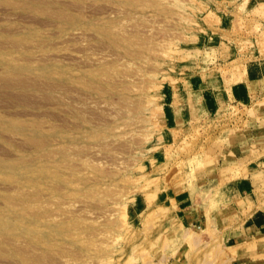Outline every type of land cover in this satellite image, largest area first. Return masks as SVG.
<instances>
[{"label": "rangeland", "instance_id": "rangeland-1", "mask_svg": "<svg viewBox=\"0 0 264 264\" xmlns=\"http://www.w3.org/2000/svg\"><path fill=\"white\" fill-rule=\"evenodd\" d=\"M45 1L44 14L0 0V59L34 64L23 80L0 74V119L41 130L0 129V159L24 163L0 169V216H24L40 233L65 223L67 234L46 244L36 232L0 236L11 251L0 264H166L171 196L264 104V79L252 102L224 94L264 67V0ZM216 233L187 230L184 263L236 264Z\"/></svg>", "mask_w": 264, "mask_h": 264}, {"label": "crops", "instance_id": "crops-1", "mask_svg": "<svg viewBox=\"0 0 264 264\" xmlns=\"http://www.w3.org/2000/svg\"><path fill=\"white\" fill-rule=\"evenodd\" d=\"M263 68L248 69L247 83L225 88V98H262ZM254 109L250 127L227 133L216 158L202 164L190 187L171 196L176 208L163 225L171 240L166 264H187V230L204 232L208 227L233 251L230 262L264 264V104Z\"/></svg>", "mask_w": 264, "mask_h": 264}, {"label": "bare ground", "instance_id": "bare-ground-1", "mask_svg": "<svg viewBox=\"0 0 264 264\" xmlns=\"http://www.w3.org/2000/svg\"><path fill=\"white\" fill-rule=\"evenodd\" d=\"M12 1V0H11ZM34 0H30L28 3L27 2H24L23 0H22V7H25V8H34V9H36V11H40L41 10V12L43 11L42 9V6L43 5H46L47 4V2L44 0V1H36V4H33L32 2H33ZM70 1V0H69ZM51 2V1H50ZM61 3V2H60ZM75 3V2H74ZM13 4V3H12ZM65 4V3H64ZM66 4H69L68 5V7L70 6V3H66ZM65 4V5H66ZM72 6H73V8L71 7V9H74V7H76L78 4H76V6L75 5H73V4H71ZM80 6V5H79ZM55 8V7H54ZM77 8H78V6H77ZM80 8V7H79ZM78 8V9H79ZM59 9V8H58ZM62 9V8H61ZM60 9V10H61ZM76 9V8H75ZM42 13H44V12H42ZM45 14V13H44ZM46 14H47V12H46ZM51 14V13H50ZM55 14L57 15V17L59 16L60 17V19L63 21V19H64V17L61 15V13H57V12H55ZM25 15V14H24ZM29 15V14H28ZM26 16V15H25ZM29 16H31V15H29ZM34 16V15H33ZM32 16V17H33ZM71 16V15H70ZM66 17V16H65ZM77 18V17H76ZM76 18H74L73 19V22L75 23L76 22ZM66 22L67 23H69L70 22V19H66ZM71 33V32H70ZM83 33V32H82ZM81 33V34H82ZM26 34H30V32L29 33H26ZM76 36H80V35H76ZM26 37H28V35L26 36ZM72 37V36H71ZM71 37H69L70 39H71ZM82 37V36H81ZM73 38V37H72ZM77 38V37H76ZM11 39H13V37H11ZM74 39V38H73ZM78 39V38H77ZM80 39V38H79ZM18 41H20V39H18V38H14L13 39V42H11V44L13 43L14 45V47H16L17 45H16V43L18 42ZM6 53V52H5ZM2 55H4V54H2ZM5 55H8L7 53L5 54ZM39 55V54H38ZM42 55V54H41ZM56 55V54H55ZM69 55V54H68ZM8 56H11V55H8ZM65 56V55H64ZM70 56V55H69ZM73 56V55H72ZM76 56V55H75ZM75 56H73V57H75ZM61 57H63V56H61ZM71 57V56H70ZM101 57V56H100ZM23 58H25V56L23 57ZM43 58V57H42ZM102 58V57H101ZM41 59V58H40ZM44 60H46L45 58H44ZM82 61V60H81ZM80 61V62H81ZM78 62H79V60H78ZM83 62V61H82ZM0 69H1V71H0V74L1 75H5V76H17V77H20L21 79H19V80H23V78L26 76V75H31V73L33 72V70H34V64H32V62H31V60H29V59H24L23 60V62H20V63H17L16 61H15V59L12 57V58H3V59H0ZM39 70H41L44 74H42V75H44L45 77H48V79L49 78H51L52 76H51V74H52V72L50 73V71H49V64H47V63H45V62H40L39 63ZM24 76V77H23ZM26 77H28V76H26ZM29 78V77H28ZM31 78V77H30ZM1 79V78H0ZM11 79V78H10ZM16 79V78H15ZM14 79V80H15ZM18 79V78H17ZM32 79H35V78H32ZM7 81V79H4V81ZM25 79H24V82H18L19 83V85H21V86H26V87H29V86H31V84L32 83H30V81L29 80H27L28 81V83H25ZM35 81V80H34ZM8 83H10L9 82V80L7 81ZM49 82V81H48ZM30 83V84H29ZM16 85H18L17 83L16 84H14L13 82L11 83V86L12 87H15ZM32 85H36V83H33ZM38 85V84H37ZM48 85V84H47ZM51 86V85H50ZM49 86V87H50ZM2 87V86H1ZM6 87V86H5ZM4 87V88H5ZM35 87H37V86H35ZM42 87V86H41ZM40 86H39V88H41ZM48 87V86H47ZM54 88V87H53ZM14 91H16V90H14ZM98 91V90H97ZM5 93H6V91H4ZM8 93V92H7ZM27 93V92H26ZM9 94V93H8ZM19 94V93H18ZM23 94V93H22ZM36 94H38V93H36ZM40 94V93H39ZM38 94V95H39ZM42 95H45L44 93H41ZM40 94V95H41ZM20 96H18L17 95V93H16V97H24V95L23 96H21V94H19ZM33 95V94H32ZM38 95H36V96H38ZM39 95V96H40ZM41 95V96H42ZM34 96V95H33ZM46 96V95H45ZM27 97V96H26ZM28 97H29V95H28ZM47 98H48V95L46 96ZM46 97L44 98V99H46ZM18 98V99H19ZM31 98V97H30ZM24 100V99H23ZM47 100V99H46ZM50 100V99H49ZM0 129H3V130H7V131H12V132H18L19 134H23V135H31V136H39V135H41V130H40V127L38 126V125H36V124H34V125H32V124H28V123H25V122H20V121H18V122H14V121H4V120H1L0 119ZM29 131V132H28ZM24 166V163H22V160H20V163H8V162H6V159H0V169H2V171H6V172H13V173H17V171H18V169L19 168H21V167H23ZM6 215H8V214H4L3 216H0V236H8V237H13V236H19L20 235V233H24L23 235H28L29 237L31 236V239L32 238H37L36 237V234H35V232H34V230L33 229H31L30 228V226H29V224L28 225H24V224H22L24 221H23V218H24V216H6ZM26 217V216H25ZM38 217L39 216H32V218L34 219V220H32V222L30 221V223L31 224H38V223H40V221L41 220H39L38 219ZM47 230L46 231H43V232H41L40 233V231H37L36 233H40V235H38V238L36 239V241H39V242H42V243H49V242H52L53 240H54V237L56 236L57 238V240L59 239L58 238V236H62V235H66L67 234V225L65 224V223H61V222H50V221H48L47 222ZM16 230H19V233H16ZM21 234V235H22ZM186 236H189V234H187ZM5 238H7V237H5ZM7 239H9V238H7ZM190 239V238H189ZM8 242V241H7ZM29 243V242H28ZM32 248H33V246H32ZM31 248V249H32ZM24 249V248H23ZM23 249H21V250H23ZM18 250V249H17ZM20 250V249H19ZM28 250V249H27ZM27 250H25V252L27 251ZM44 250V249H43ZM22 252V251H21ZM20 253V252H19ZM46 253V252H45ZM44 253V254H45ZM31 254V253H30ZM43 254V253H42ZM43 254V255H44ZM48 254V253H47ZM0 255H11V251H6V249L4 250L3 248H2V246H1V243H0ZM21 255H23V254H21ZM31 255H33V254H31ZM31 255H30V257H31ZM24 256V255H23ZM26 256H29L28 254L27 255H25V257ZM39 256H41V255H39ZM38 256V257H39ZM2 257V256H1ZM34 257H36V258H38L36 255L34 256ZM34 257H32V258H34ZM42 257V256H41ZM45 257V255L42 257V258H44ZM46 257H49V256H47L46 255ZM44 258V259H47V261H48V258ZM51 257V256H50ZM52 258H53V260L55 259L53 256H52ZM35 259V258H34ZM25 260H26V258H25ZM40 260V259H39ZM51 260V259H50ZM36 262H38L37 260H36ZM36 262H34V260H33V262L31 261V262H29V264H39V263H36ZM44 262V261H43ZM43 262H42V264H43ZM51 262V261H50ZM53 262V261H52ZM55 262V261H54ZM46 264V263H45Z\"/></svg>", "mask_w": 264, "mask_h": 264}]
</instances>
